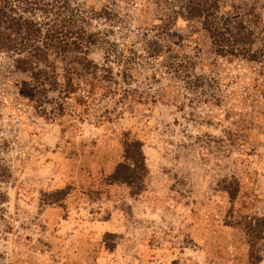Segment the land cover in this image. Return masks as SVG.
Instances as JSON below:
<instances>
[{
    "label": "rangeland",
    "instance_id": "374dc122",
    "mask_svg": "<svg viewBox=\"0 0 264 264\" xmlns=\"http://www.w3.org/2000/svg\"><path fill=\"white\" fill-rule=\"evenodd\" d=\"M220 1L264 29V0ZM67 4L95 44L64 111L0 94V264H264V31L231 59L197 23L156 36L165 0ZM133 139L138 187L110 180Z\"/></svg>",
    "mask_w": 264,
    "mask_h": 264
},
{
    "label": "trees",
    "instance_id": "16d2710c",
    "mask_svg": "<svg viewBox=\"0 0 264 264\" xmlns=\"http://www.w3.org/2000/svg\"><path fill=\"white\" fill-rule=\"evenodd\" d=\"M67 3L68 0H0V94L4 96L8 87H14L18 92L16 101H27L36 111L51 116L64 111L65 102L79 86L77 80L92 70L88 54L95 43L82 26L84 18L74 15ZM165 3L168 17L153 26L156 36L170 32L182 19L197 23L199 29L194 30L209 37L218 55L258 60L253 46L264 29L259 28L261 15L256 11V3L234 6L232 10H225L220 0ZM38 11L44 15L43 21L38 19ZM186 62L190 67L183 78H190L193 63ZM195 77L201 79L199 75ZM208 78L217 81L215 77ZM144 168L142 143L126 140L124 162L117 166L110 180L138 187ZM2 171L0 165L3 178ZM235 196L231 192V197Z\"/></svg>",
    "mask_w": 264,
    "mask_h": 264
}]
</instances>
